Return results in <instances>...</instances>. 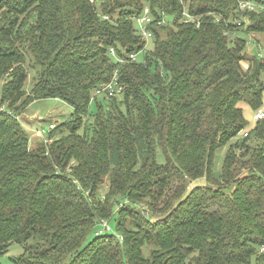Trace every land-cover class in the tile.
<instances>
[{
  "label": "trees",
  "instance_id": "obj_1",
  "mask_svg": "<svg viewBox=\"0 0 264 264\" xmlns=\"http://www.w3.org/2000/svg\"><path fill=\"white\" fill-rule=\"evenodd\" d=\"M240 1L264 4L190 0L198 27L179 0H0V260L18 244L15 264H264V119L247 131L241 107H264L245 38L264 12ZM116 73L123 93L99 102ZM44 99L73 113L31 149L19 118Z\"/></svg>",
  "mask_w": 264,
  "mask_h": 264
},
{
  "label": "rangeland",
  "instance_id": "obj_2",
  "mask_svg": "<svg viewBox=\"0 0 264 264\" xmlns=\"http://www.w3.org/2000/svg\"><path fill=\"white\" fill-rule=\"evenodd\" d=\"M135 29L139 32L144 31L147 28L146 24H139L135 21L134 23ZM245 38L248 41L247 52L250 54H260V57L264 58V35H245ZM154 51V43L153 40H148L147 46L137 55V61L143 62L146 53H151ZM116 60V59H114ZM35 77L34 72H30L29 78L26 83V91L29 92L33 85V79ZM264 80V77H263ZM98 101L102 102L103 97H98ZM244 113V119L247 124V131L252 130L256 126V122L254 120L255 111L251 109L248 105L242 104L241 105ZM98 112V106L95 101H92L90 106V117L95 115ZM73 113V109L58 99H44L38 100L32 103L24 115H22L19 119L24 128V130L30 136V148L36 149L39 144L43 141L48 140L46 134L43 136L40 133L44 130L49 133V127L51 124L60 125L66 122L71 114ZM245 137V135H244ZM241 138V137H240ZM40 142V143H39ZM228 147L226 146L217 154V158L214 165V173L219 176L222 170L223 161L225 154L228 151ZM238 156L241 158H245L247 155L246 153H238ZM249 157V156H248ZM247 171L244 170L243 174H246ZM208 185L206 178H201L192 182L191 187H205ZM212 187H217L215 183L210 184ZM109 192V182L108 180L105 181L104 186L101 187L100 193L101 197L103 198ZM148 204H144V210L147 211L146 215H153V216H162L168 212L167 209L160 210L159 212H153ZM115 222V221H114ZM114 222L112 221L111 227H114ZM94 235L91 236V239ZM24 250L22 246L18 244H14L11 249L9 250L8 254L1 258V264H15L14 260L23 254ZM251 264H255V259H252Z\"/></svg>",
  "mask_w": 264,
  "mask_h": 264
},
{
  "label": "built area",
  "instance_id": "obj_3",
  "mask_svg": "<svg viewBox=\"0 0 264 264\" xmlns=\"http://www.w3.org/2000/svg\"><path fill=\"white\" fill-rule=\"evenodd\" d=\"M179 1L184 8L183 14H182V21L185 23L194 24V25L199 27L200 26V18L190 13V0H179ZM239 9L241 12L262 13V12H264V4L257 3L254 1H240L239 2ZM153 20L154 19L151 16L150 9L146 8L144 10V13L142 14V16H140L136 19V22L141 24V25L146 24L148 26L153 22ZM164 23H165V21L158 23V24L162 25ZM241 24H242L241 22L237 23L238 26H240ZM140 33L146 40H150L153 38V34L151 32H149L147 28L144 31H141ZM111 55L114 58H116L118 62L123 61L122 57L117 56L115 49H111ZM136 58H137V55H131L130 56L131 60H136ZM123 91H124V88L119 83L118 74L116 73L113 80L110 83L104 84L100 88L97 89L95 95H97V96L105 95V96H108L109 98L110 97L113 98V97L120 96L123 93ZM263 119H264V107L262 109H260L255 114V117H254L255 121H261ZM55 127H56L55 124H51L49 127V132L51 130L55 129ZM44 134H46L48 136L49 133H47L46 131L43 130L40 133V135L43 136ZM245 136H247V135H245ZM105 231H109V226L107 223L104 222V223H102V228H101L99 233H104ZM262 252H264V248L262 249Z\"/></svg>",
  "mask_w": 264,
  "mask_h": 264
}]
</instances>
